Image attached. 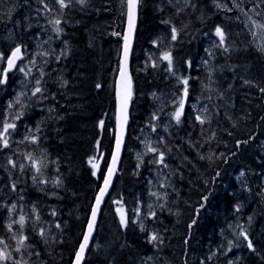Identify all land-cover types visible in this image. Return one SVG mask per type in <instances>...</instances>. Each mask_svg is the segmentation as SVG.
Wrapping results in <instances>:
<instances>
[{
	"label": "trees",
	"instance_id": "1",
	"mask_svg": "<svg viewBox=\"0 0 264 264\" xmlns=\"http://www.w3.org/2000/svg\"><path fill=\"white\" fill-rule=\"evenodd\" d=\"M210 1L194 0V19L191 7L187 16L177 17V22L187 25L170 47L174 70L184 77L204 74L202 69L188 71L186 63L193 59L191 47L194 46L196 57L204 34L218 24L224 29L229 51L226 57L220 54L215 64L224 69L226 63L228 69L224 81L218 85L219 97L212 92L201 100L208 106L209 117L201 118L204 121L201 123L194 112L192 122L183 114L179 128L173 126L165 135V139L173 142L172 147L179 145L178 151L183 150L170 160L172 170L182 175L175 179L177 202L172 200L176 194L168 198L167 205L174 206V212L157 211L154 219L148 221L146 231L141 229L140 221L133 218V207L146 189L145 174L152 165L145 158L138 169L137 158L131 151L138 143L131 135L137 116L143 118L142 115L149 112L145 108L152 103L154 91L170 89L175 94L180 93L181 87L176 85L175 74L163 67L155 72L150 68L143 71L136 68L140 66L138 60L145 57L148 40L163 25L161 21L166 20L162 0L140 1L131 57L134 84L129 131L119 171L103 204L84 264H144V255L156 252L153 243L146 238L151 231H160L164 237L157 251L159 264H264V92L260 91L264 88V53L253 49L238 17L228 19L229 13L214 9ZM31 3L35 1L20 0L17 10L24 34L32 31L31 15L26 8ZM65 8L61 40L66 43L68 53L57 63L62 75L46 76L42 86L50 96L43 97V101L34 98L31 107L36 114L43 102V106L48 104L54 111L42 112L37 121L29 114L19 117L14 131L20 132L25 140L18 138L8 147H0V185L6 177V155L18 159L24 150L49 163L48 180L50 174L62 177V186L54 189V196L40 194L30 186L24 189V183L21 187L17 183L19 188L15 190H8V185L0 189V238L10 221L7 206L23 192L40 199L41 211L46 213L48 221H58L59 227L51 224L50 231L55 237L50 236L45 246L30 229V242L40 264H71L114 142V81L123 15L118 14L114 0H86L84 5L74 0ZM7 19L6 14L0 12V36L7 30V22H4ZM21 49L23 56L19 65L28 55L24 47ZM9 52L0 41V53L8 56ZM53 60L49 58L48 63ZM14 72L7 81L9 85ZM33 72L36 71L30 73ZM8 86L0 84V122L8 116L5 112L11 113L9 109H12L7 106L11 99ZM202 91L201 96H204L207 89L202 87ZM224 94L228 96L224 98ZM215 99L223 104L221 108L215 109ZM41 120L45 123L41 124ZM26 126L32 128V132L24 136ZM28 136L36 137V141L27 140ZM192 156L193 162L188 161ZM94 158H97L95 168L91 164ZM122 217L126 221L123 225ZM241 232L246 233L247 239ZM247 241H251L252 248ZM238 243L244 244L236 250L241 251L244 262H240L235 252Z\"/></svg>",
	"mask_w": 264,
	"mask_h": 264
},
{
	"label": "rangeland",
	"instance_id": "2",
	"mask_svg": "<svg viewBox=\"0 0 264 264\" xmlns=\"http://www.w3.org/2000/svg\"><path fill=\"white\" fill-rule=\"evenodd\" d=\"M34 1L35 3H31L26 7L29 9L28 12L32 19V31L30 34L29 32L24 34L22 19L17 15V10L21 6L20 0H0V12L5 13L8 18L4 21L7 22V25L5 26L7 30H3V33L0 36V41L3 42V49L10 51L15 47L20 46L24 47L25 54H28L23 64L16 67L14 76L11 78L12 83L10 85L7 84V82L4 83L5 86L9 85L8 89L11 92V99L7 103V106L9 107V105H11L9 108L12 109H9V111L11 110V113L5 112V115L8 116L0 122V131H3L5 123L17 125L15 121L21 116L25 117L29 114V117L32 116L31 118L33 120L36 119L37 121L42 112L54 111L52 106H49L48 104L43 106V102H41L43 101V97L48 98L50 96L46 91L47 88H44L42 84L46 76L49 74H54L55 77H61L62 75V72L59 71L62 70V68L57 63L65 53H68L66 50V43L61 40V23L64 16V9L66 10V8L61 9L59 4L56 3V0H43V3H41V0ZM73 1L74 0H65V3L68 5ZM114 1L116 3L118 14L123 15L121 18L123 19L124 24L126 0ZM45 4L48 5L47 9L44 7ZM190 4L191 0H188L187 3L186 0H162L161 7L164 10L166 20L163 19L161 21L163 25H161L155 35L148 40V45L144 50L145 57L140 61L138 60L137 63H140V66H136L138 70L142 71L150 68L151 72H155L160 69V67H163L167 72L172 71L177 77L176 85L181 87L180 93L175 94L170 89L166 91H154L151 97L152 103L145 108H148L149 112L143 114V118L137 116L133 136L131 135L133 140H136L138 143L137 148H131L133 155L137 158L138 169L141 168V162L145 158L148 164L152 165V167L146 170V189L142 195L138 196L136 205L133 207V218H135L136 221H140V226L143 225V231H146V228H149L148 221L154 219L153 216L157 211H161V213L167 212L169 214H172L171 211L174 212V206L171 207L167 205L168 198L170 199L173 194H176V196L172 200L177 202L176 198L178 194L176 192L175 179H180L182 175H180V172L176 173L172 170L170 160L175 154L183 150L181 149L178 151L179 145L172 147L173 142L165 139V135L168 134V131L173 126L176 128H179L180 126L181 121L177 123L174 119V113L180 107V100H184L182 115L185 114L188 116L189 119H192V122H194V112H196L201 118L207 119V117H209L208 106L201 102V100L202 98L211 96L212 92L214 93V96L219 97L218 92H220V90L218 85L220 86L222 80L224 81V73L228 69V64L226 63L224 64V69L215 64V60L218 59L220 54L226 57L229 51L226 43L223 46L219 43V37H217L215 30L217 26H220L222 29L223 27L221 24H218L215 25L210 32L204 34L201 49L197 48L198 53L197 56L194 57L195 63H192L193 59L188 60L186 63L188 71L202 69V71H204L203 75L194 76L193 74L191 77H184L174 70L173 60L171 70H169V62L162 57L165 52L170 53L172 57V51L170 49L171 44L174 41L172 40V27L177 29L178 38L181 33L180 31L187 25L185 23L177 22L179 21L177 17L181 19V16L178 15V13ZM210 4V6L216 10L222 9L228 12V19L231 17H238L244 26L243 32L249 35L253 49L255 48V51L258 53H264V51L260 50L261 48H264V29L259 27L253 28L251 22L248 21V16H251L252 19L256 20L258 23L264 24V0H211ZM217 4L221 6L217 7ZM234 4L239 5V7H235ZM165 6H168V8ZM241 9H243V11H241ZM185 11L187 13L188 10ZM245 12H247V16L244 14ZM257 13H259V15H257ZM15 16L17 18H15ZM55 20H60V24L54 25L51 23V21ZM54 28H59L61 31L57 32ZM56 40H58L57 43H55ZM225 48H227V51H225ZM191 49L194 53V47H191ZM0 55H2V58H0L1 79L2 76H5L3 66L7 61V56H4L3 53H0ZM51 57H53L54 60L52 63H48L49 58L51 61ZM20 69H23L24 71H20ZM31 71L36 72L30 73ZM55 71L59 72L55 73ZM204 77L206 82H204ZM37 80L40 81L39 85L36 83ZM185 80H187V85L184 84ZM59 82L62 83L61 78L59 79ZM36 87H40L42 91L34 96L33 92ZM202 87L207 89L204 96H201L203 93ZM185 88L187 89V95H185ZM222 96L226 98L228 95L224 94ZM34 98H37L38 100L40 99L42 104L39 106V109L36 110V114H33L31 111ZM214 102L215 109H219L221 108L220 106L223 105L222 103H218L216 99ZM9 117L12 119H9ZM42 123L45 122H42L41 120V124ZM29 132H32V128H29L28 126L24 127V136H27ZM6 135L9 144L12 141L14 143L16 141L15 139L18 138L25 140V137H21V133L15 132L14 129H9ZM189 144L194 150L193 143L189 141ZM17 148L18 147H16V150ZM151 148L156 149V151H150L149 149ZM21 153L23 155L18 159L12 155H6L7 158L14 162L15 166L9 164V159L6 160V177L3 180V184L0 185V189L8 185V190H13V184H15L16 189L21 187L24 183L26 184L23 187L24 189H27V187L30 186V188L35 189L40 194L54 196V189H59L62 186V177L57 174L56 176L50 174L48 180L47 173L49 170V163H45V161L36 158L33 153L27 150H24ZM161 153H163L162 162H160ZM184 153L185 152H183V154ZM38 154L47 155V153ZM38 154L37 157H40ZM29 155L31 156V159L28 158ZM193 160V156L188 159V161L191 162H193ZM33 161L39 162V172L33 167ZM183 162L184 161H180L181 164ZM96 163L97 158H94L91 164L93 166L96 165ZM22 164L24 165L23 169L20 167ZM189 165H191V163H189ZM17 183L19 184V187L16 186ZM23 188L22 190H24ZM153 193H155V195H153ZM17 197L18 199H16L15 202L7 206L10 221L6 225L7 228L5 229L4 235L0 238V251L10 253L12 259L0 261V264H14V261H20L21 264H40L38 261V255L34 251L30 242L29 235L32 231L30 229H33L34 232L37 233L36 237L40 239L45 246V242H48L50 236L55 237L54 233L50 231L51 224L56 223L58 225V221H48L46 213L41 211L43 204L42 202L39 203V198L33 199L25 192ZM33 209H35V211H33ZM21 216L24 217L23 227H21L19 223ZM41 221L45 222L41 223ZM41 229L44 231L43 236L40 235ZM153 234L158 237L155 241L150 240V237ZM21 237L26 238L23 240L22 244L20 243ZM146 238L153 243L156 252L144 255V264H159V254L157 251L164 240L163 234H161L160 231H151V234L146 236ZM243 246L244 244L240 245L238 243L237 248L235 249L237 258L240 259V262H244V258H241V251L238 252L236 250H240ZM18 247L19 251H17Z\"/></svg>",
	"mask_w": 264,
	"mask_h": 264
},
{
	"label": "water",
	"instance_id": "3",
	"mask_svg": "<svg viewBox=\"0 0 264 264\" xmlns=\"http://www.w3.org/2000/svg\"><path fill=\"white\" fill-rule=\"evenodd\" d=\"M139 6H140V0H138L137 6L135 9V17H136L135 26L131 30L130 43H129L128 51H127V58L125 59V36H127L129 34L128 3L126 0L123 37H122L120 54H119V66H118V72H117L116 79H115V115H114L115 130H114L113 147H112L110 159L108 162V166H107L104 178H103L102 183L100 185V188L97 192V195L95 196L87 225L85 227L83 236L81 238V241H80L79 246L75 252V255L73 257L71 264H76V259H77L76 254L79 251L81 244L84 243L85 234L88 233L89 222L93 218V208L95 207L96 208L95 222L93 224L91 235L88 238L87 246L84 249L83 257L80 260V264H84V260L86 258L87 253H88L89 247H90V245L94 239V233H95L96 225H97L103 204L111 192V189L113 187L114 181L116 179V176H117V173H118V170L120 167L122 155H123V152L125 149V143H126L129 120H130L131 101H132V96H133V80H132V75H131V56H132V52H133V48H134V41H135V36H136V31H137V26H138ZM11 54H12V52L10 53V55ZM21 57H22V52H21ZM19 60L16 61V65H17ZM16 65L7 73L12 72L14 70V68L16 67ZM7 67H8V64L6 63V68ZM122 71L124 73L123 76H122ZM125 105H126V107H125ZM125 116L127 117L126 120L124 119ZM118 137L120 139V145H119L118 156L116 157V161H115V171L112 173L111 181L107 185V190L104 192L102 198L100 199L99 206L97 207V197L100 194L101 189L105 187V178L108 175L109 167L113 163V156L117 152V139H118Z\"/></svg>",
	"mask_w": 264,
	"mask_h": 264
},
{
	"label": "snow or ice",
	"instance_id": "4",
	"mask_svg": "<svg viewBox=\"0 0 264 264\" xmlns=\"http://www.w3.org/2000/svg\"><path fill=\"white\" fill-rule=\"evenodd\" d=\"M77 2L80 3L81 5H83L86 2V0H77ZM187 2H188V0H186V3ZM41 3H43V0H41ZM56 3L59 4L61 9H64L65 7H67V4L65 3V0H56ZM127 3H128L129 34L127 36H125V59L127 58V51H128V46H129V43H130L131 30L135 26V19H136V17H135V9H136L138 0H127ZM220 6L221 5L217 4V7H220ZM234 6L235 7H239V5H237V4H234ZM44 7L47 9L48 5L45 4ZM229 10H231V9H229ZM178 11H179V9H178ZM241 11H243V9H241ZM244 14L246 16L248 15L247 12H245ZM257 15H259V13H257ZM248 21L251 22V26L253 28L259 27L261 29H264V24L258 23L256 20L252 19L251 16H248ZM51 23H53L54 25H59L60 24V20L51 21ZM54 30L57 31V32L61 31V29H59V28H54ZM215 31H216L217 37H219L220 45L223 46L225 44V36H226L225 32L223 31V29L220 26H217ZM253 34H255V33H253ZM176 38H177V29L175 27H172V40H176ZM260 50L264 51V48H261ZM225 51H227V48H225ZM0 58H2V55H0ZM20 58H21V48L18 46L12 51V54L7 57L8 67L4 69L5 74L8 71H10L16 65V61L19 60ZM162 58L169 62V70H171L172 57H171L170 53L165 52L163 54ZM20 71H24V70L20 69ZM123 75H124V73L122 71V76ZM4 82L5 81L3 79H0V84H2ZM36 83H37V85H39L40 81L37 80ZM245 83H250V81H245ZM184 84L187 85V80L184 81ZM97 87H99V85H97ZM41 91H42V89L40 87H36L35 91L33 92V95L35 96L37 93H40ZM260 91L264 92V88H261ZM185 95H187V89L186 88H185ZM179 103H180V107L174 113V119L177 121V123H179L180 117L182 115V109H183V106H184V100L181 99ZM9 107H11V105H9ZM125 107H126V105H125ZM124 119L126 120L127 117L125 116ZM197 120H200L201 123L204 122L201 119L200 116H197ZM102 123L103 122H101V124ZM14 128H15V124H7V123L4 124L3 131H0V147H8L9 146V142H8L6 134L8 133L9 129H14ZM26 139H27V137H26ZM31 139H32L33 142L36 141V137H32ZM119 145H120V139L118 137V139H117V152L113 156V163L109 167L108 175L105 178V187L101 189L100 194L97 197V207L99 206L100 199L102 198L104 192L107 190V185L111 181V175L115 171V161H116V157L118 156ZM149 150L153 151V152L156 151V149H154V148H151ZM28 158L31 159V156L29 155ZM162 161H163V153L160 154V162H162ZM38 163L39 162H37V161H33V167L36 168L37 172H39V170H40L39 167H38ZM9 164H13V166H15L14 162L11 159H9ZM20 167H21V169H23L24 165L22 164V165H20ZM93 167L95 168L96 165H93ZM93 175H96L95 171L93 172ZM12 187H13V190H15V184H13ZM153 195H155V193H153ZM10 211H11V209H10ZM33 211H35V209H33ZM53 215H55V213H53ZM95 215H96V208L94 207L93 208V218L89 222V226H88V228H89L88 233L85 234L84 243L81 244L80 249H79V251L76 254L77 255L76 264H80V260L83 257L84 249L87 246L88 238L91 235L93 224L95 222ZM19 223H20L21 227H23V225H24V217L23 216L20 217ZM125 223H126V221L122 217L121 224L123 225ZM57 227H59V225H57ZM141 229L143 230V225H141ZM40 235L41 236L44 235L43 229H41ZM240 235L244 236V238L247 239L246 233L241 232ZM24 239H26V238L25 237H21V241H20L21 244H22ZM157 239H158V237L155 234H153L150 237L151 241H155ZM248 247L252 248L251 241H249ZM17 251H19V247L17 248ZM11 259H12V256H11L10 253H5L3 251H0V261L11 260ZM14 264H21V262L20 261H14Z\"/></svg>",
	"mask_w": 264,
	"mask_h": 264
},
{
	"label": "flooded vegetation",
	"instance_id": "5",
	"mask_svg": "<svg viewBox=\"0 0 264 264\" xmlns=\"http://www.w3.org/2000/svg\"><path fill=\"white\" fill-rule=\"evenodd\" d=\"M192 12H194V0H193V5H192V7H191V13ZM192 18L194 19V13H192ZM193 64H194V56H193V62H192ZM5 65V64H4ZM3 69H4V66H3ZM12 74H8V75H6L7 76V79H9L10 78V76H11ZM34 137V136H33ZM32 137H30V136H28L27 137V140H29V141H31L32 139H31ZM11 151V150H10ZM9 152V151H8ZM190 158V157H189ZM6 159H9V158H7L6 157ZM44 161V160H43ZM45 163H47V161H45Z\"/></svg>",
	"mask_w": 264,
	"mask_h": 264
},
{
	"label": "bare ground",
	"instance_id": "6",
	"mask_svg": "<svg viewBox=\"0 0 264 264\" xmlns=\"http://www.w3.org/2000/svg\"><path fill=\"white\" fill-rule=\"evenodd\" d=\"M194 55V54H193Z\"/></svg>",
	"mask_w": 264,
	"mask_h": 264
}]
</instances>
